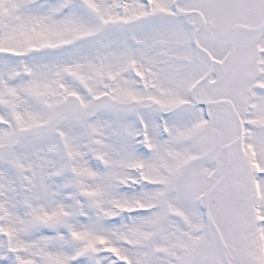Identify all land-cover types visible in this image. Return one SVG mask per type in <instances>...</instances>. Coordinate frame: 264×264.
I'll return each instance as SVG.
<instances>
[{"label": "snow or ice", "instance_id": "6c2138e0", "mask_svg": "<svg viewBox=\"0 0 264 264\" xmlns=\"http://www.w3.org/2000/svg\"><path fill=\"white\" fill-rule=\"evenodd\" d=\"M0 264H264V0H0Z\"/></svg>", "mask_w": 264, "mask_h": 264}]
</instances>
